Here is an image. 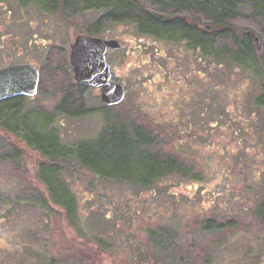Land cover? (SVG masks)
<instances>
[{"label":"rangeland","instance_id":"374dc122","mask_svg":"<svg viewBox=\"0 0 264 264\" xmlns=\"http://www.w3.org/2000/svg\"><path fill=\"white\" fill-rule=\"evenodd\" d=\"M60 8L0 0V67L50 66L23 108L35 130L55 132L70 148L95 141L105 127L104 111H111L125 124L163 133L141 149L170 153L177 169L190 173L168 171L138 186L70 155L51 160L0 127V264H264V232L254 217L264 198V37L256 22L235 21L262 45L255 44L257 61L243 65L209 57L188 40L142 33L133 21L106 20L103 8L74 15ZM79 34L120 42L106 54L126 89L120 106L103 109L98 88L80 92L70 64L50 61L68 57ZM167 90L179 91L177 124L169 121L168 105L152 101ZM64 91L76 103L83 94L92 113H61ZM157 118L172 129L159 131Z\"/></svg>","mask_w":264,"mask_h":264},{"label":"trees","instance_id":"16d2710c","mask_svg":"<svg viewBox=\"0 0 264 264\" xmlns=\"http://www.w3.org/2000/svg\"><path fill=\"white\" fill-rule=\"evenodd\" d=\"M20 1L26 6L32 0ZM37 3L47 11L57 12L62 7L72 15L79 13L82 8H103L106 20L133 21L138 24L142 33L167 40H188L209 57L227 58L243 65L257 61V51L251 33L244 29L238 31L235 21L241 19L250 24L256 22L260 37H264V0H37ZM185 14L195 17L197 23L185 18ZM260 53L264 56V49ZM62 58H68L67 54L62 55ZM58 63H64L69 68L68 61ZM46 68L49 69L50 66ZM47 69H41L40 77H46ZM55 71L58 72L59 67ZM61 74L64 79L70 77L66 70L62 69ZM45 86L49 92V85ZM61 87L59 85L57 88ZM77 87L80 92L91 88L80 84ZM70 88L74 89V86ZM64 92L66 95L59 108L61 113L67 116L92 113L85 106L83 94L76 95V103L72 92ZM26 98V95H17L0 101V127L7 134L14 133L24 138L28 145L51 160L70 155L89 169L138 186H147L158 175L168 171H178L182 175L190 173L178 170V159L170 153L162 156V152L157 154L141 149V145H153L152 139L159 141L163 138V133L135 123L125 124L123 122L126 118L111 111H104L105 127L95 141L85 140L67 148L61 144L55 132L35 130L32 120H29L30 114L23 111ZM121 103L113 106L118 107ZM102 108L110 107L102 105ZM9 119H14V122L11 120L13 125L8 123ZM47 168L44 174L50 172L51 167L47 165ZM60 189L62 190L58 188V191ZM61 193L65 195L66 192L62 190ZM53 199L59 201L56 197ZM254 217L256 224L264 232V198L256 207Z\"/></svg>","mask_w":264,"mask_h":264},{"label":"water","instance_id":"95a60500","mask_svg":"<svg viewBox=\"0 0 264 264\" xmlns=\"http://www.w3.org/2000/svg\"><path fill=\"white\" fill-rule=\"evenodd\" d=\"M257 48H262L259 37L254 38ZM116 39H105L79 34L70 45V65L73 78L81 85L100 87V99L106 105L121 102L124 86L111 80L110 65L106 61L108 48H119ZM39 69L28 63L12 64L0 68V101L17 95L33 96L38 91Z\"/></svg>","mask_w":264,"mask_h":264},{"label":"flooded vegetation","instance_id":"af4514ba","mask_svg":"<svg viewBox=\"0 0 264 264\" xmlns=\"http://www.w3.org/2000/svg\"><path fill=\"white\" fill-rule=\"evenodd\" d=\"M139 46H140V44L137 45V47H139ZM109 49L110 48L107 49L106 54L109 52ZM137 51H138V53L140 55L143 54V51L141 50V48H138ZM69 54H70V49H69V53H68V58H66V59L59 58V59H54V60H50V61H68L69 62L70 61ZM135 58H137V57H135ZM45 61H48V60H45ZM27 62H30V61H27ZM27 62H22V63H27ZM16 64H18V63H16ZM28 64L35 65L34 63H28ZM69 64H70V62H69ZM8 65H12V64H7V65H4L2 67L8 66ZM2 67H0V68H2ZM36 67H38V66H36ZM110 68H111V80L112 81H118L117 78H114V73H113L114 70L112 69V67H110ZM71 71H72V66H71ZM40 72L41 71H40V68H39V79H40ZM98 89L100 91V87H98ZM124 89H125V86H124ZM195 94H196V91H195ZM125 96H126V89H125L124 98H123V100L121 102L124 101ZM179 99H180L179 91H173V90H167V91H163V92H157L156 94H153L152 95V101H153V104L154 105H157V106H162L163 104H165V106L168 105V109H170L172 111L171 113L168 112V114H169V121H171V122H173L175 124L178 123V121H177L178 119L176 118V117H178V115H177V111L176 112H173V111H175L174 109L176 108L175 105H174V103L177 102V101H179ZM152 123H153V121H152ZM154 123H153V126L155 128H157V129H159V131H162L163 130L161 128L172 129L171 127L170 128H167L166 126H164V125H166L167 122L159 121L158 118L154 121ZM159 125H161V127H159Z\"/></svg>","mask_w":264,"mask_h":264}]
</instances>
